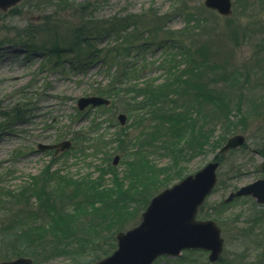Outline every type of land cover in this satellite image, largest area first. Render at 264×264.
<instances>
[{"label":"rangeland","instance_id":"374dc122","mask_svg":"<svg viewBox=\"0 0 264 264\" xmlns=\"http://www.w3.org/2000/svg\"><path fill=\"white\" fill-rule=\"evenodd\" d=\"M205 1L23 0L0 9V263L28 256L37 264H95L112 256L117 234L138 226L157 194L202 169L242 134L246 148L218 157V183L197 215L222 229L218 262L206 251L185 250L154 264H264V205L251 196L225 202L264 178V0H231L230 17L207 9ZM126 14L132 15L130 31H120L126 38L103 34L84 43L74 35ZM142 35L145 47L138 46ZM173 56L180 57L178 69ZM174 72L180 86L172 96L167 92L166 110L180 112L163 115L161 126L150 118L146 127V116L132 112L142 110L141 102L135 107L138 96L127 88L113 98L120 76L125 83L134 74L146 82V100L164 94L161 86ZM94 95L112 104L78 109L80 98ZM176 113H182L181 128L166 122ZM120 114L127 115L123 126ZM191 123L210 139L200 153L190 150L189 141L199 135ZM65 140L72 148L58 156L38 148ZM83 177L90 184L78 188L75 181ZM59 217L73 223L70 230L44 229ZM38 229L50 232L42 237L45 247L34 241Z\"/></svg>","mask_w":264,"mask_h":264},{"label":"water","instance_id":"95a60500","mask_svg":"<svg viewBox=\"0 0 264 264\" xmlns=\"http://www.w3.org/2000/svg\"><path fill=\"white\" fill-rule=\"evenodd\" d=\"M23 0H0V9L7 12L16 7ZM206 7L217 10L222 16L229 17L233 13L231 0H206ZM38 19V18H33ZM109 104L101 97H88L79 100V108L85 109L89 105L100 106ZM124 124L126 117H119ZM246 137L242 134L232 136L218 153L219 156L231 150L242 147ZM71 145L65 142L57 146H44V149L58 148L65 150ZM116 157L115 164L118 162ZM219 161L209 162L195 174L165 189L155 196L142 215L141 224L127 232L118 233L117 251L110 257L96 264H152L160 255L176 256L183 249H204L210 251V261L216 262L224 249L221 230L213 221H197L199 207L206 197L211 194L217 183ZM264 169V164L262 165ZM253 194L259 203H264V181L241 188L233 193L234 197ZM0 264H35L27 257Z\"/></svg>","mask_w":264,"mask_h":264},{"label":"trees","instance_id":"16d2710c","mask_svg":"<svg viewBox=\"0 0 264 264\" xmlns=\"http://www.w3.org/2000/svg\"><path fill=\"white\" fill-rule=\"evenodd\" d=\"M59 2H60V5H62L63 0H59ZM85 4H92V3L91 2H87ZM93 8L94 7L92 5L91 9H93ZM71 10L73 12H75L74 9H71ZM94 16H95L94 15V11H91L89 13V16L88 17H90V18H92L94 20V18H93ZM129 16H132V15H129ZM129 16L127 15L126 17L119 18V20L113 18V19H111L110 21L107 22L108 25H106V21L101 22V23H96V25L98 26V29L97 30H91V29H88V28H85L84 27V28L78 30L77 32H74V35L76 37H79V40H80V38L83 39V42L84 43L86 41H88V40H92L93 41L96 38L98 40L99 39H102V38H100V36L103 35V34H109L108 36H110V37H113V36L117 37V36H119L121 34L120 33L121 30L122 31L123 30L130 31V29H131L130 18L131 17H129ZM124 20H126L127 22L124 23ZM102 25H106L105 28L102 27ZM121 36L126 38V36L123 33L121 34ZM142 38H143L142 44L141 45H138V46L145 47L144 45L146 44V42L144 41L145 40L144 39V35H142ZM122 44H123V41H118V46L117 47H120L121 48L122 47ZM132 45L134 46L133 43H132ZM88 46L89 47H92L91 45H88ZM90 50H93V48H91ZM42 52H44V51H42ZM92 52H90V53H92ZM179 56H182V55H179ZM174 61H177L178 64H177V66L174 65L173 69L174 68L175 69L176 68L178 69L179 66L182 65V63H180V61H181L180 60V57L173 56L172 63ZM167 66L168 65H166L165 67L167 68ZM169 70H170V67H169ZM115 79L117 81V77H115L114 80ZM179 79H180V75L178 76V74H176V72L170 73L169 79L164 80L165 83H163L162 86H161L162 89L164 90L162 92H165V93L162 94V95L157 94V93H156V95L153 94V95H151L150 97H148L146 99V100H148L147 102L145 100V97L144 98L141 97V96H143L145 94V93H143L141 91L142 89H144V87H142L141 89H137V87L136 88L133 87V88L129 89V93L128 94H134V93H136V96H138L137 98H135V100L136 99L137 100L133 102L134 103V106L136 107L137 106V103L140 101L141 102L140 107L142 108V110H134L135 109L134 108L132 110V112L133 111L138 112L139 115H141L143 118L146 116V119L144 120V123H143V124H147V125H145L146 127H150L151 126V124H150L151 119L157 118L159 120V125L161 126L163 123H165L163 121V119H162V116L163 115L169 114V113L180 112L178 110H173V111H167L166 110V108L169 105L168 101H166L168 99L167 92L170 93L169 96H172V95H174V94H176L178 92V87L180 86ZM170 80L172 82L171 83H167ZM182 83H184L185 85H189V81H183ZM167 89H169V90L166 91ZM181 89H182V87H181ZM128 94H126V95H128ZM140 97L142 98L141 100H139ZM162 100H165V101L163 103H159ZM144 101H145V104H144ZM156 103H158V104H156ZM145 111H146V113L148 111V115L145 113ZM181 117H182V113H176L175 116H171L166 122H167L168 125L171 124V123H173V122H176L178 124V126L181 128V126H180V118ZM193 120L194 119H191L190 121H193ZM236 128H237V125L236 126H230L229 127L230 131L231 130H236ZM152 129H154L155 131H159L160 128L159 127H156V126H153ZM191 129L193 131H195L199 135H197L196 137L191 138V141H189L190 142V146H191L190 150L193 151V152L200 153V152H202L204 150L205 146L208 143H210V139H209L208 136L202 135V133H200L199 130L197 132L195 123H191ZM200 136L203 137V139L200 138ZM204 139H205V141H204ZM218 140L220 141V143L223 142V141H221L220 138H217V140H213V141H216V144L220 145V143H219ZM181 177H180V179H181ZM180 179H178V180H180ZM89 184H90L89 179L85 181V179L83 178V180L81 179L79 181H75V186H77L78 188L79 187H83L84 188L85 186L87 187V186H89ZM47 211L49 212V214H52V211L51 210H47ZM53 211H55V209H53ZM48 219H50L49 216H48ZM46 223H45L44 229L47 228L50 225L48 228H50L51 231H53V230H65V231H68V230L71 229V226L73 224V223L67 222L66 220L62 219L61 217H59V220H56L54 222L52 220H49ZM47 233H50V232L48 230H45V231L44 230H39V229L36 230L33 233L35 243L38 244L39 246L45 247V240H43L42 237H44L45 235H47ZM34 258H35V261L37 263L40 262L37 257H34Z\"/></svg>","mask_w":264,"mask_h":264},{"label":"flooded vegetation","instance_id":"af4514ba","mask_svg":"<svg viewBox=\"0 0 264 264\" xmlns=\"http://www.w3.org/2000/svg\"><path fill=\"white\" fill-rule=\"evenodd\" d=\"M256 154H260V155H262L261 153H258V152H256ZM264 179V178H263ZM252 197V196H251ZM254 198V197H253ZM257 202V201H256Z\"/></svg>","mask_w":264,"mask_h":264}]
</instances>
